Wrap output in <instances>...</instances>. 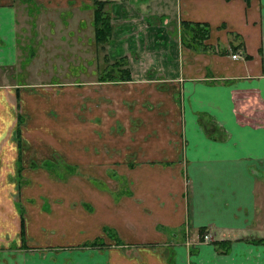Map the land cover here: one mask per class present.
Returning <instances> with one entry per match:
<instances>
[{
    "label": "crops",
    "instance_id": "0c3cea01",
    "mask_svg": "<svg viewBox=\"0 0 264 264\" xmlns=\"http://www.w3.org/2000/svg\"><path fill=\"white\" fill-rule=\"evenodd\" d=\"M30 1L36 5L35 15L68 11L64 24L70 25L73 14H81L82 9L92 14V0ZM104 1L112 33L102 63L122 57L131 80L100 81L102 68L97 79L112 84L108 85L111 88L116 84L128 88L127 96L137 104L129 112L126 128L137 122L134 130H126L134 140L154 143L161 155L156 164L142 160L125 171L129 196L102 201L99 210L94 204L92 223L84 222L81 227L88 226V232L95 233L83 240L104 236L102 227L107 226L127 243L163 246L165 253L174 256L172 264H264V243L254 241L264 237V0ZM28 4L27 0H0V153L19 151L15 129L18 115H23L24 88H33L38 99L49 95L54 100L49 105L56 113L51 123L56 130L64 128V134L53 133L55 129L50 133L59 142L63 136L68 138L69 91L81 100L85 92L78 80L36 85L7 80L2 68L21 61L16 36L22 29L20 16L29 13ZM49 21L53 22L48 18L46 24ZM181 21L207 23L205 42L225 52L186 47ZM73 23L78 30L80 22ZM88 23L91 45L99 48L93 41L92 15ZM67 30L61 44L70 42L72 31ZM102 89L98 88V95ZM145 103L151 105V115ZM40 105L36 101L25 110L30 113ZM23 125L22 121V140ZM45 130L40 129L47 134ZM153 152H146L148 159ZM17 190L16 180H0V264H6L4 247L10 243L15 245L11 264H57L58 257L70 250L59 248L66 246L59 241L68 238L62 229L65 217L59 225L61 234L52 237L54 230L47 229L46 236V228L39 227L42 224L25 216V246H21L19 213L12 196ZM97 210L100 214L96 215ZM54 223L48 226L56 229ZM199 227H204L208 240L199 238ZM45 239L48 247L40 248L37 244ZM216 239L226 240L225 252L214 246ZM106 243L108 247L81 249L84 257L92 258L91 264H171L158 248L137 246L121 251L111 240ZM65 261L69 263V255L61 263Z\"/></svg>",
    "mask_w": 264,
    "mask_h": 264
},
{
    "label": "rangeland",
    "instance_id": "374dc122",
    "mask_svg": "<svg viewBox=\"0 0 264 264\" xmlns=\"http://www.w3.org/2000/svg\"><path fill=\"white\" fill-rule=\"evenodd\" d=\"M27 2L29 4L25 9L29 13L20 16L22 29H18L16 36L21 61L15 67L12 65L2 68L8 74L7 80L23 85L73 83V80H78L83 82L85 92L81 100L79 94L69 91L68 138L65 140L63 136L62 142H59L53 140L54 135L50 133L55 129L53 133L64 134V128L62 131L60 127L56 130V125L51 123V117L56 118V113L49 108L54 100L49 95L43 94L39 95L45 98L38 99L36 96L38 92L35 94L33 88H24L25 93H21V97L25 95L22 98L23 109H21L24 124L22 152H20L22 170L20 171V187L12 196L17 202L27 201L23 206L24 209H28L25 216L33 219L34 223L42 224L39 227L46 228V236L50 233L47 229L48 231L54 230L52 237L58 235L61 217H65L66 224L62 229L68 234V238H62L59 242L67 247L75 246L84 242L83 239L87 236L95 233L91 232L92 230L88 232L89 230L86 229L88 226L81 227L84 222L92 223L95 215L94 204L99 210V204L102 201L108 203L111 197L120 201V198L129 196L130 190L125 171L135 167L142 160L148 161L149 164H156L161 154L155 151L154 143L134 140L135 137L127 132L126 129L134 130L137 122L134 120L133 125L126 128L127 118L130 117L129 112L137 104L135 99L132 100L127 96L128 88L120 86L121 84H116L118 87L111 88L108 85L112 84L101 83L97 79L103 64L109 63V61L102 63L101 58L104 52L109 53V48L104 46L102 50L91 45L92 29L88 23L91 11L86 8L82 9L81 14L74 13L69 25L64 24L66 20H63L70 16L68 11L57 9L54 13L35 15L33 11L36 5L30 0ZM39 7L42 8L43 5ZM48 18L53 22L49 21L46 24L45 21ZM76 19L78 23L80 22L78 30L76 24L73 23ZM68 28L72 31L70 42L67 45L64 42L61 44L62 35L66 36ZM45 33L48 36L51 35V39L41 36ZM79 34L80 43L75 40ZM26 59L29 62H24ZM96 66L99 69H96ZM8 69H10L9 73ZM99 87L103 88L100 95L97 93ZM36 101L41 104L40 109H32L30 113H27L25 109L33 107ZM143 107L149 112L151 105L145 103ZM152 113L153 111H150V115ZM152 118H155V115ZM40 129H46L47 134L41 132ZM76 137H79L78 142V139L75 140ZM158 147L160 149V146ZM152 149L155 153H151L152 157L149 160L150 153L146 152H152ZM16 155L17 153H0V180L4 183L17 179L15 175ZM39 208L42 211H39ZM98 210L96 215L100 214ZM52 222H55L56 229L48 226ZM158 229L160 230L159 227ZM100 237L109 241L106 236ZM46 240L40 242L41 244L36 242L33 244L45 249L48 247ZM12 247H15L14 243L4 247L6 264H11ZM157 248L171 264L174 263V256L165 253L163 246L158 245ZM41 251L42 256L44 250L41 249ZM169 252L171 253V250ZM66 255H69V263L67 261L61 263ZM92 261V258L84 257L83 250L73 248L68 249V253H62L60 258L58 257L57 264H82L83 262L91 264Z\"/></svg>",
    "mask_w": 264,
    "mask_h": 264
},
{
    "label": "trees",
    "instance_id": "16d2710c",
    "mask_svg": "<svg viewBox=\"0 0 264 264\" xmlns=\"http://www.w3.org/2000/svg\"><path fill=\"white\" fill-rule=\"evenodd\" d=\"M107 1L104 0H92L91 7H92V28H93V41L99 47L103 48L108 40H110L111 33H112V23L110 21V15L107 14L106 5ZM181 39L183 44L188 48H199L202 51H212L217 53H224L225 50L217 49V47L207 44L205 41L208 38L209 34V26L207 23L204 22H196V21H181ZM235 49V46L232 47ZM232 49V50H233ZM100 81H128L131 80L130 72L128 67L125 65L124 59L119 57L113 60L111 63H107L101 69V77ZM22 122V115H18L17 118V125L15 129V137L17 141V145L19 147V151L16 157V181H17V188L20 187V177L22 170L21 165V153L20 148L22 144V139L20 136V124ZM48 165L47 163H44ZM50 169V167L48 166ZM16 208L19 213V237L21 246H25V209L23 205L18 201L15 203ZM204 227H199L197 229V233L199 238H202L204 234ZM103 234L109 240H112L114 245L120 248L121 251H124L127 248L143 246L149 248H155L158 246L156 243H140V244H131V243H124L119 236L117 235L116 231L113 228L103 226L102 227ZM254 241L264 243V237L255 239ZM212 243L215 247L220 249L221 252H225L228 249V245L226 244V240L223 239H216L213 240ZM109 244L105 243L103 237L96 236L90 240H86L78 245L75 246H59V248H76V249H89V248H100V247H108Z\"/></svg>",
    "mask_w": 264,
    "mask_h": 264
},
{
    "label": "built area",
    "instance_id": "2783aa9c",
    "mask_svg": "<svg viewBox=\"0 0 264 264\" xmlns=\"http://www.w3.org/2000/svg\"><path fill=\"white\" fill-rule=\"evenodd\" d=\"M232 57H236V55L233 54ZM203 239H204V240H208V239H209V236H208V235H204V236H203Z\"/></svg>",
    "mask_w": 264,
    "mask_h": 264
},
{
    "label": "flooded vegetation",
    "instance_id": "af4514ba",
    "mask_svg": "<svg viewBox=\"0 0 264 264\" xmlns=\"http://www.w3.org/2000/svg\"><path fill=\"white\" fill-rule=\"evenodd\" d=\"M204 235H206V234H203V236H204ZM104 236H105V235H104ZM203 236H202V238H203ZM107 239H108V238H107ZM108 240H109V239H108ZM111 241H112V240H111ZM105 243H106V241H105ZM112 243H113V241H112ZM113 245H114V243H113Z\"/></svg>",
    "mask_w": 264,
    "mask_h": 264
}]
</instances>
